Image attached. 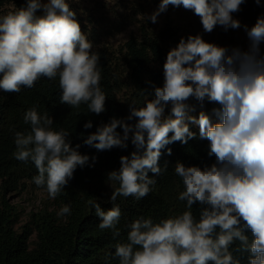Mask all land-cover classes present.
I'll return each instance as SVG.
<instances>
[{"label":"clouds","instance_id":"1","mask_svg":"<svg viewBox=\"0 0 264 264\" xmlns=\"http://www.w3.org/2000/svg\"><path fill=\"white\" fill-rule=\"evenodd\" d=\"M244 2L161 0L146 19L156 23L169 5L183 6L200 17L207 33L217 25L225 31L239 29L232 14ZM244 30L250 41L247 51L205 42L200 35L181 38L167 53L162 86L148 82L152 91H143V106L134 101L126 117H112L83 138V145L97 151L127 149L129 141L134 146L130 155L120 157V168L107 174L112 208L105 211L89 201L98 228L111 230L113 239L121 237L117 198L140 200L152 191L156 179L149 172L159 176L167 170V163L163 168L159 164L163 149L175 142L186 145L198 135L208 141L207 156L214 158L204 167L175 164L183 184L177 199L185 210L158 221L141 216L127 225L126 239L115 244L113 258L119 264H241L234 253H247L248 264H264V17ZM93 49L68 0H26L18 10L0 16V89L19 93L42 77L58 79L61 104L73 109L83 104L99 115L106 110L107 97L100 84V53ZM205 102L218 105L212 109L216 122L204 111ZM23 122L30 130L10 129L14 158L35 165L38 174L32 182L55 200L90 157L79 152L80 144L72 145L69 131L53 128V119L38 106L24 112ZM83 127L91 129L92 121ZM57 215H71V205H62Z\"/></svg>","mask_w":264,"mask_h":264},{"label":"trees","instance_id":"2","mask_svg":"<svg viewBox=\"0 0 264 264\" xmlns=\"http://www.w3.org/2000/svg\"><path fill=\"white\" fill-rule=\"evenodd\" d=\"M25 3L26 0H0V12L7 5H13L18 10ZM160 3L161 0H130L129 6L115 7V12L109 11L110 5L105 0H94L91 6L71 7L83 32L93 43V50L100 53V84L107 97L105 112L96 115L88 112L83 104L79 109L61 104L58 79L42 77L33 88H22L19 93L0 89V181L4 192L0 202V264H119L118 259L113 258L115 244L126 239L127 225L141 216L158 221L185 210V203L177 199L178 193L183 191V184L174 172L175 164L179 161L186 166L204 167L214 162V158L207 156L208 141L199 139L198 135L186 145L180 142L168 145L171 155L167 154V148L162 150L159 164L163 168L167 163V170L159 176L149 172V176L156 179V184L151 186L152 191L147 196L140 200L131 196L117 198L115 203L122 212L117 225L121 237L113 239L111 230L98 228L100 221L89 203L97 202L105 211L112 208L110 197L113 188L107 174L120 168V157L130 155L134 146L129 141L127 149L97 151L83 145V138L95 132L101 123H108L112 117H126L129 104L134 101L137 107L143 106V91H152L148 82L156 86L163 84V64L169 50L176 47L181 38L186 40L189 35H196L184 29L183 22L185 26L202 24L193 10L172 5L158 16L156 23H152L146 18L158 9ZM232 15L234 19H244L254 26L259 17H264V0H260L259 5L255 0H245L240 10ZM162 16L164 20L158 23ZM132 26L138 27L137 34H132L118 51L105 46L97 47L103 44L104 39L121 34ZM221 29L223 33L229 30ZM260 49L264 52V41ZM126 89L129 90L122 95ZM190 103L196 104V101L191 100ZM33 106H38L41 114L48 113L54 121L53 128L69 131L72 145L80 144L79 152L88 155L90 160L83 168L77 167L69 184L54 200L57 209L46 206L33 212L30 221L18 230V209L11 203L8 194L21 190L25 183L38 188L32 182V177L38 172L31 161L14 158V131L30 130V125L23 122V114ZM214 107L218 105L205 102L204 111L208 113ZM89 120L93 127L84 129L83 125ZM192 130L198 133L196 126ZM117 131L122 132L119 128ZM91 157H96L94 163ZM64 204L71 205V215L60 217L57 213ZM193 214L198 218V206L194 205ZM246 235L251 240L250 231ZM237 244L234 243L233 249ZM234 254L239 256L241 264H248L247 253Z\"/></svg>","mask_w":264,"mask_h":264},{"label":"rangeland","instance_id":"3","mask_svg":"<svg viewBox=\"0 0 264 264\" xmlns=\"http://www.w3.org/2000/svg\"><path fill=\"white\" fill-rule=\"evenodd\" d=\"M94 0H68L70 7L73 9L77 7H83L85 5H92ZM102 1V0H100ZM104 1V0H103ZM107 4L110 5V12H115V7H125L129 6L130 0H105ZM129 7H126V9ZM122 11H124L123 8H121ZM16 11L15 7L13 5H7L5 6L2 11L0 12V16L6 15L9 12ZM164 16L159 17L158 23H161L164 20ZM241 24V27L239 29H231L226 33L222 32V29L220 26H216L214 30L211 33H207L204 31L202 24L199 23H193L191 25L186 24L183 22L182 25H184V29L188 31H192L196 35H200L205 42L212 43L221 47L226 48H240L243 51H247L250 45V41L247 37V34L244 30V26H248V28H251V24L241 18H237ZM138 27L132 26L126 31H124L121 34H118L113 37H109L104 39L103 44L97 45V47L105 46L108 49L112 51H118L120 49V46L124 44L129 37L132 34H137ZM260 56L264 57V52L260 49ZM129 89H126L123 91L122 95L127 93ZM210 118L213 120V122L217 121V118L212 114V111L207 113ZM193 115H198V112L193 113ZM3 190L1 188V181H0V202L3 197ZM8 198L10 199L11 203L17 206L18 209V221L16 223L17 229H21L23 225L28 223L31 219V214L35 211H38L46 206H49L51 209H57V205L55 204L53 199H50L48 197L47 192L44 189H39L34 186H32L30 183H25V187L21 190H18L16 192H12L8 194ZM35 238V237H34ZM33 238V241H34Z\"/></svg>","mask_w":264,"mask_h":264}]
</instances>
